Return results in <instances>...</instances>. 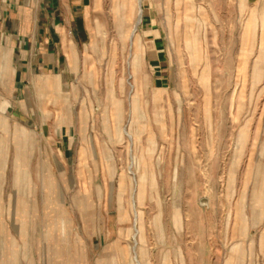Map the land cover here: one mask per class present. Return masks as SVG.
I'll return each mask as SVG.
<instances>
[{"label": "rangeland", "instance_id": "1", "mask_svg": "<svg viewBox=\"0 0 264 264\" xmlns=\"http://www.w3.org/2000/svg\"><path fill=\"white\" fill-rule=\"evenodd\" d=\"M131 2L95 0L62 85H0V264H264V8Z\"/></svg>", "mask_w": 264, "mask_h": 264}, {"label": "crops", "instance_id": "2", "mask_svg": "<svg viewBox=\"0 0 264 264\" xmlns=\"http://www.w3.org/2000/svg\"><path fill=\"white\" fill-rule=\"evenodd\" d=\"M131 1L119 0L117 9H127L132 6ZM208 1L204 0V4ZM243 1L250 9V22L261 24L263 20L256 16L254 20L253 13H260L264 8V0ZM94 4L95 0H0V85L8 86L15 92L18 85H27L37 76H46L38 78L39 82H43L51 73L56 75L53 76L54 81L55 77H59V83H55L62 85L64 66L80 59L83 61L84 50L93 39L91 24L94 23V17L91 12ZM136 4L138 8V0ZM127 30L124 31L127 36L123 38H128ZM146 37L154 47V61L160 67V35L149 33ZM139 38L138 36V40ZM5 119V116H0V126L3 129L7 128ZM15 131L22 143L31 146V130L17 124ZM26 148L28 147H21V151L25 152ZM4 154V146H1L0 185L5 175V165L2 164ZM22 158L23 156L19 165H16V184L29 183Z\"/></svg>", "mask_w": 264, "mask_h": 264}, {"label": "bare ground", "instance_id": "3", "mask_svg": "<svg viewBox=\"0 0 264 264\" xmlns=\"http://www.w3.org/2000/svg\"><path fill=\"white\" fill-rule=\"evenodd\" d=\"M142 0H138V18H137V22H136V25L138 26V25H140L141 24V22L143 21V19H144V16H143V10H142ZM124 36L126 37L127 35H126V33H124ZM134 40V39H133ZM55 82L57 83L58 82V77H56V80H55ZM59 83V82H58ZM4 124V126H6L5 125V123H3ZM140 197H142V195H139ZM179 211V210H178ZM136 214V213H135ZM135 216H137V220H139L140 218H141V212H139V213H137ZM178 218V217H177ZM177 220V219H176ZM179 220V219H178ZM136 221V220H135ZM177 223V222H176ZM138 234L140 235V239H141V241H142V243H144V241H143V231H142V226L140 227V230H138ZM142 255L145 257V255H146V250L143 248V250H142ZM144 264H149L148 262H146V260H145V262H144Z\"/></svg>", "mask_w": 264, "mask_h": 264}]
</instances>
